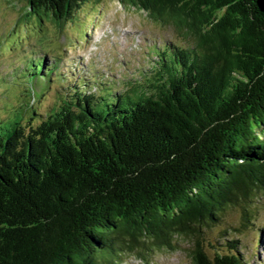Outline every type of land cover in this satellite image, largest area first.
<instances>
[{
    "label": "trees",
    "instance_id": "1",
    "mask_svg": "<svg viewBox=\"0 0 264 264\" xmlns=\"http://www.w3.org/2000/svg\"><path fill=\"white\" fill-rule=\"evenodd\" d=\"M91 1L27 0L24 17L62 26ZM117 1L185 44L157 47L124 90L27 60L17 113L0 118V264L148 262L180 238L193 264H248L206 233L233 210L250 230L264 193V0Z\"/></svg>",
    "mask_w": 264,
    "mask_h": 264
},
{
    "label": "rangeland",
    "instance_id": "2",
    "mask_svg": "<svg viewBox=\"0 0 264 264\" xmlns=\"http://www.w3.org/2000/svg\"><path fill=\"white\" fill-rule=\"evenodd\" d=\"M26 7L27 0H0V118L17 113L14 107L22 99L20 81L26 80V62L37 53L46 57L48 66L58 63L57 74L63 82L84 83L88 79L92 85L103 83L113 90H124L142 80L157 47L166 42L185 44L172 27L156 23L145 12L117 0L86 3L62 26L49 22L40 27L35 19L24 17ZM60 71L65 73L64 80ZM59 85H52L37 103L40 111L59 102L57 95L66 92ZM32 102L36 105L37 101ZM257 209L254 226L247 231L241 230L238 211L227 212L221 225L207 231L209 242L221 251L228 250L226 241L236 240L248 264H264V193ZM191 247L189 239L180 238L173 250L155 248L148 252V262L129 254L124 262L115 264H193Z\"/></svg>",
    "mask_w": 264,
    "mask_h": 264
}]
</instances>
